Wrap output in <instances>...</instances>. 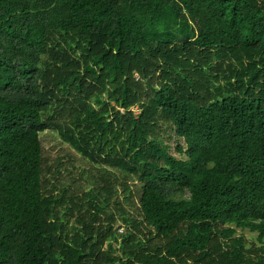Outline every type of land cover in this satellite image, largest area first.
<instances>
[{
	"label": "trees",
	"instance_id": "obj_1",
	"mask_svg": "<svg viewBox=\"0 0 264 264\" xmlns=\"http://www.w3.org/2000/svg\"><path fill=\"white\" fill-rule=\"evenodd\" d=\"M0 264H264V0H0Z\"/></svg>",
	"mask_w": 264,
	"mask_h": 264
},
{
	"label": "rangeland",
	"instance_id": "obj_2",
	"mask_svg": "<svg viewBox=\"0 0 264 264\" xmlns=\"http://www.w3.org/2000/svg\"><path fill=\"white\" fill-rule=\"evenodd\" d=\"M134 109H135V111H136L137 113L140 111L137 107H135ZM52 132H53V134L56 135L57 137L59 136L58 133H57L56 131H53V130H52ZM238 232H239V233H244V234L247 236V238L250 239V240H254V241L256 240V235H257V233H255V232H251V231H249V230H241V229H238Z\"/></svg>",
	"mask_w": 264,
	"mask_h": 264
}]
</instances>
